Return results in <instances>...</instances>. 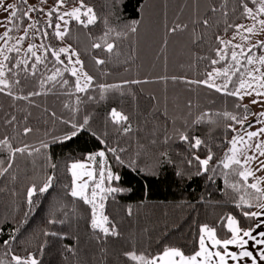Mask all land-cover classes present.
I'll return each mask as SVG.
<instances>
[{
    "label": "trees",
    "instance_id": "16d2710c",
    "mask_svg": "<svg viewBox=\"0 0 264 264\" xmlns=\"http://www.w3.org/2000/svg\"><path fill=\"white\" fill-rule=\"evenodd\" d=\"M84 3L100 17L97 24L85 28L73 20L69 35L60 41L53 34L54 29L47 27L46 12H34L32 20H39L37 27L41 31L35 36L29 32L18 45L19 54L8 53L12 58L9 67L18 73L15 79L20 84L11 89V96L0 93V141L7 140L12 149L27 145L30 151L39 149V152L17 153L11 160L12 167L0 176V260L9 264L11 256L6 253L22 257L34 253L40 264H138L124 254L155 256L166 247H174L191 255L198 250L202 225L215 227L219 238H227L229 215L235 216L243 228L253 224L242 212L258 209L237 208L239 197L245 193L227 187L222 172L228 170L222 165L216 167L229 147L226 141L233 136L226 126L234 122L222 114H241L243 105L251 112L253 109L245 99L238 101L204 85L189 83L206 79V73L213 67L222 66L211 65V60L216 58L214 50L220 46L216 37L232 39L234 29L225 31L228 24L251 22L241 15L240 0H84ZM29 5L21 0L17 4L21 13ZM66 5H77V0H67ZM249 6L253 7L251 3ZM213 8L217 10L213 12ZM205 19L209 22L207 26L203 24ZM29 22L18 17L19 30L10 33L11 46L16 43L15 37L24 35ZM52 22L57 23L56 18ZM177 24L187 27L171 32ZM132 26L136 27L135 32L131 31ZM109 28L114 31L107 40L116 45L114 51L92 48L93 43L101 42ZM44 31L48 32L47 37ZM41 43L49 50L45 64L37 65L36 76L22 71L23 66L14 68L15 60L24 58V50L30 44ZM68 45L79 54L84 70L94 77L87 93L75 91V77L68 72L54 84L40 85L55 68L64 67L55 61L52 50ZM253 51L260 55L259 49ZM43 54V50L37 51V55ZM28 59L30 69L35 57L29 54ZM61 59L67 64L65 55ZM95 59H103L105 64L97 65ZM14 73H8L10 79ZM63 79L69 83L62 85L59 81ZM99 84H117L121 88L102 93ZM31 92L41 94L29 96ZM238 103L240 108L236 107ZM112 109L129 117L133 131L121 133V126L110 119ZM202 116L203 122L193 123ZM85 117L89 118L87 126L72 139L64 140L74 131L72 124H81ZM252 119L250 115L249 121ZM236 127L239 129V125ZM25 128L32 131L25 134ZM185 129L190 138L198 136L206 146L193 149L181 141L177 130ZM165 136L171 137L167 143ZM108 147L126 149L120 154L125 165L116 163L112 154H107L113 171L121 176L114 186L125 190L110 196L105 207V214L120 234L103 238L102 233L90 228V207L68 195L72 184L69 165ZM208 148L214 153L210 165L216 167L214 183L208 179L213 175L211 172L196 175L199 165L193 159L194 155L203 159ZM162 152L167 157H162ZM188 160H192V165ZM0 161L2 172L10 162V149L6 145L0 146ZM51 163L57 167L53 169ZM49 176L55 177L53 187L40 193L39 188ZM228 180L235 183L240 178L229 176ZM33 185L37 192L29 203L28 190ZM46 232L58 235H45ZM4 240H9V245H4ZM69 248L73 251H68Z\"/></svg>",
    "mask_w": 264,
    "mask_h": 264
},
{
    "label": "snow or ice",
    "instance_id": "6c2138e0",
    "mask_svg": "<svg viewBox=\"0 0 264 264\" xmlns=\"http://www.w3.org/2000/svg\"><path fill=\"white\" fill-rule=\"evenodd\" d=\"M23 4H27V0H21ZM41 4H46L47 0H40ZM67 0H57V3L49 9L46 13L43 7L31 6L27 7L26 11L20 12V9L15 4H8L5 11L10 15L6 21H0V27H5L3 35H0V41L3 42L0 46V93L7 92L8 95H13L11 89L15 85L20 84V80L15 79L18 73H14V69L9 67V63L12 58L8 55L10 52L19 54L21 48L18 47L22 41L28 37L29 32L35 36L41 29L37 27L39 20H32V13H45L49 18L47 20V27L53 28V34L55 37L63 41L70 32V24L74 20L78 24L87 28L90 25H95L100 20L93 7L84 3V0H77V6L61 12V9L65 7ZM249 3L253 7L249 6ZM241 7L243 9L241 15L243 18L251 20V25L245 24H228L225 28H233V36L231 40H224L222 37L217 36L216 39L220 45L214 51L216 52V58L211 60V65L215 66L221 64L219 68L213 67L211 71L206 73V79L199 81H189V83H196L204 85L205 87L212 89L218 93L226 96H232L237 98L238 101L251 96L264 97V40H258L256 43H251V39L254 36L264 34V0H240ZM0 7H3L0 2ZM217 9L213 8L215 12ZM56 17V20L61 23L52 22V17ZM227 15V12L224 13ZM18 17L27 18L30 22L24 28V35L15 37L16 43L11 47L8 45V41L13 37L10 35L14 30L18 28ZM67 18V19H66ZM107 24V21H103ZM208 20H203L204 25H208ZM12 25V27H7ZM186 25L177 24L171 28V32L181 30ZM114 31L109 28L104 32L100 38L101 42H95L92 44L94 49H104L108 53H112L116 45L109 43L107 37ZM131 31L135 32L136 27L132 26ZM43 35L47 37L48 32L44 31ZM117 35H120L117 33ZM239 37L241 43H233ZM254 49H259L262 54L256 55ZM43 50V55H37V51ZM48 48L44 43L40 45L30 44L26 50H24V58L16 59L14 63L15 69H21L25 73L31 76H36L39 69L38 64H45L48 55ZM29 54L31 57H35V62L29 69ZM52 56L55 61L64 67L55 68L52 74L47 76L46 79L40 81L41 87H44L46 83H56L58 77H62L65 72L70 73L72 77H75L74 89L76 92L87 93L93 86L94 77L89 75L84 70L83 61L80 60L79 54L71 48V45L67 47H60L52 50ZM65 55V60L61 59V55ZM75 57V59H73ZM97 65L105 64L103 59H95ZM69 65H71L69 67ZM13 72V77L10 79L8 73ZM217 81H220L219 83ZM62 85H67L69 82L66 79L59 81ZM125 83H129L125 81ZM130 83H140V81H131ZM97 87L102 93L109 91H118L121 85L112 84H99ZM40 92H31L29 96L40 95ZM17 99H28L27 96ZM103 98V96L101 97ZM91 99V97H89ZM252 104H259L264 108V101L255 99L251 101ZM237 108L241 107V104L236 105ZM243 113L235 114L224 112L222 115L234 123L226 126L227 130L233 133L231 139L227 140L229 145L228 149L224 152L223 157L219 160L216 167L222 165L223 169L228 171L222 172L225 178V184L235 192L243 191L245 195L239 197V202L236 204L237 208L243 209H258L257 211L245 210L242 212L243 217L248 220L254 221L253 224L247 228L240 226L239 221L235 216L229 215L226 219V227L230 235L227 238H219L217 236V230L215 227H210L205 224L200 228L201 235L198 239V250L191 255H185V253L174 247H166L161 253L155 256H147L144 254H137L135 252H126L124 255L132 261L138 262V264H262L264 262V176L257 175L258 172L264 171V111L259 113H253L250 111L247 105H243ZM53 115H55L53 113ZM207 115V114H205ZM255 116L254 121H249V116ZM112 122L120 127V131L123 135H127L133 131L129 117L116 109H112L109 113ZM13 119H15L13 117ZM88 117H85L83 122L79 125L72 124L74 131L71 135L63 137L64 140H70L75 137L78 131L88 124ZM203 122V116L193 121L195 124ZM247 122V126H246ZM11 123V121H9ZM239 125V129L236 127ZM257 127L255 131L249 130L250 128ZM25 134L31 132V128H25ZM178 131L179 139L185 143H188L193 149H200L201 146H206L205 141L198 136L188 135L187 129L184 131ZM171 137L165 136L164 143ZM103 142V141H102ZM155 143V141H153ZM6 145L10 149V162L7 167L3 168L0 172V176L7 173L9 168L12 167L11 160H13L17 153L23 155L27 153L32 154V151L39 152V149L29 150V146L16 147L12 149V146L8 144L7 140L0 141V146ZM42 147L48 148L47 144H42ZM124 148L108 147L105 150H100L95 153H89L84 161H73L69 165V172L72 176V184L68 189V195L72 198L82 201L88 205L91 209L90 228L93 231H99L102 233L103 238L108 236H119V232L116 229L115 224L109 219V216L105 214L106 202L110 196L115 193L123 192L125 189L114 186V182H119L121 176L115 173L112 169V165L108 161V153L112 154L113 159L120 165H125V160L122 159L121 153L125 152ZM162 157H167L166 152L160 154ZM214 153L211 148H208V154L202 159L198 155H194L193 159L198 163L199 168L196 175H202L204 173L211 172L213 175L208 177L213 183L214 175L216 173V167H210L213 161ZM99 158V160H98ZM257 163V166L253 168L251 165ZM3 161H0L2 164ZM134 163V161H133ZM188 164L192 165V160H188ZM53 169L57 167L55 163L50 165ZM181 174V173H178ZM229 176H237L240 181L230 183ZM54 176H49L46 182L39 188L40 193H46L53 187ZM251 179V183L248 181ZM242 181V183H241ZM248 189H252L253 192H248ZM37 192L35 185L31 186L28 190L29 203H31V197ZM128 214L131 215V209H128ZM50 223H56L55 220H50ZM62 223V221H61ZM45 235H58L55 232L45 233ZM65 238V237H62ZM101 237H97L100 239ZM15 240V236L11 237ZM4 245H9V240L3 241ZM235 249V250H233ZM68 251H73L69 248ZM11 256L9 264H40V259L34 253H29L27 256H18L13 253H6ZM0 264H4V261L0 260Z\"/></svg>",
    "mask_w": 264,
    "mask_h": 264
},
{
    "label": "rangeland",
    "instance_id": "374dc122",
    "mask_svg": "<svg viewBox=\"0 0 264 264\" xmlns=\"http://www.w3.org/2000/svg\"><path fill=\"white\" fill-rule=\"evenodd\" d=\"M18 1L19 0H0V2H2V4H3V7H0V21H6L7 18L9 17V15H10L9 12L5 11V9L7 8L8 4H15V5H17L18 4ZM27 1L29 2V4L31 6L43 7L44 10H45V12H47L49 9H51L55 5V4L48 3V1H47L46 4H41L40 3V0H27ZM76 6L77 5H72V6L65 5V7L61 9V12L66 11V10H70L71 8L76 7ZM54 18H56L55 17V14L52 17V19H54ZM262 18H264V17H262ZM57 23H61V22L57 20ZM251 23H252V21L249 22L246 25H249L250 26ZM7 27H11V25H7ZM4 31H5V27H0V35H3ZM258 40H264V34H260V35H257V36L252 37L251 43H256ZM234 42L235 43H241L239 37ZM2 44H3V42L0 41V46H2ZM8 45H9V47H11V42L10 41H8ZM260 54H262V53L260 52ZM244 99L246 100V102L253 109V113H259L261 111H264V108H262L261 105H259V104H255L254 105V104L251 103V101L252 100H255V99H260L261 101H264V97H259L258 98V97H256V96L253 95L251 97H247L246 96ZM255 119H256V117L253 116V119L251 121H254ZM257 127H260V125H256V127L250 128L249 130L255 131ZM261 159H264V157H261ZM251 166L253 168H255L257 166V163L254 162ZM257 175L264 176V171L258 172ZM262 186H264V185H262Z\"/></svg>",
    "mask_w": 264,
    "mask_h": 264
},
{
    "label": "crops",
    "instance_id": "0c3cea01",
    "mask_svg": "<svg viewBox=\"0 0 264 264\" xmlns=\"http://www.w3.org/2000/svg\"><path fill=\"white\" fill-rule=\"evenodd\" d=\"M233 250H235V249H233ZM229 264H232V262H231V261H229ZM262 264H264V262H262Z\"/></svg>",
    "mask_w": 264,
    "mask_h": 264
}]
</instances>
